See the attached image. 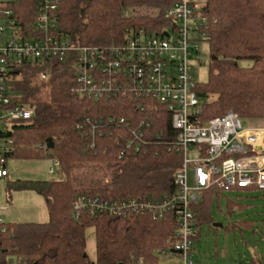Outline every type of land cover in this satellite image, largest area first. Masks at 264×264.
<instances>
[{
	"label": "trees",
	"instance_id": "obj_1",
	"mask_svg": "<svg viewBox=\"0 0 264 264\" xmlns=\"http://www.w3.org/2000/svg\"><path fill=\"white\" fill-rule=\"evenodd\" d=\"M177 1L60 0L54 34L97 47L122 44L141 29L158 35L168 26L167 9ZM13 7L22 35L35 36L37 1L15 0ZM201 13L210 19L209 80L198 84L201 120L233 110L241 118L258 122L255 126L263 125L259 121H264V0H206ZM6 68L5 95L11 102L4 110L20 105L34 112L29 119L0 120L5 164L13 156L55 158L59 164L55 179L9 184L43 195L49 219L4 221L0 225V264H7L11 254L24 264H170L161 262L159 253L171 248L177 238L173 214L154 220L145 212L127 216L90 212L78 216L73 212V204L83 194L110 200L155 199L178 190L175 176L183 154L169 149L176 130L164 104L121 93L98 100L79 97L73 91L72 59L20 57L9 59ZM47 68L49 79L41 81L40 72ZM142 121L148 125H141ZM48 138L53 139L52 148ZM90 165L106 166L108 180L78 186L75 169ZM224 193L209 188L194 203L199 216L195 242L203 224L211 219L212 199ZM228 204L236 203L228 199ZM88 227L95 230V260L87 254ZM246 264H264V260Z\"/></svg>",
	"mask_w": 264,
	"mask_h": 264
},
{
	"label": "built area",
	"instance_id": "obj_2",
	"mask_svg": "<svg viewBox=\"0 0 264 264\" xmlns=\"http://www.w3.org/2000/svg\"><path fill=\"white\" fill-rule=\"evenodd\" d=\"M14 1L0 0V120L29 119L34 112L20 105L4 110L11 102L5 95L6 64L9 59L20 57L72 59L76 73L73 91L82 98L98 100L111 93H121L163 103L176 130L169 149L175 148L183 154V164L175 176L178 190L155 199L110 200L83 194L73 204V212L78 216L83 212L113 216L145 212L154 220L171 213L177 225V238L171 248L160 253L175 257L174 264H197L194 238L199 230V216L193 205L200 200L202 192L209 188L223 192L264 191V126L244 128L242 118L233 110L201 120L202 99L191 59L199 52V39L208 40L210 19L201 13L206 0H179L167 9L168 26L160 34L150 35L141 29L132 32L122 44L109 47L79 45L55 35L60 0H36L33 28L36 35L24 37ZM49 76V68L40 72L41 81L47 82ZM120 122L125 123V119L121 118ZM144 123L147 122L142 121L141 125ZM58 164L52 158L49 172L54 173ZM8 176L0 144V179ZM4 221L0 215V225ZM19 259V264H24Z\"/></svg>",
	"mask_w": 264,
	"mask_h": 264
},
{
	"label": "rangeland",
	"instance_id": "obj_3",
	"mask_svg": "<svg viewBox=\"0 0 264 264\" xmlns=\"http://www.w3.org/2000/svg\"><path fill=\"white\" fill-rule=\"evenodd\" d=\"M9 34L6 31L5 36ZM199 52L191 59L193 76L200 85L209 80V52L207 40L198 41ZM242 62L241 65H246ZM2 121V120H1ZM264 126V121H259ZM244 128L258 125V122L242 118ZM192 156V154L190 155ZM9 176L0 179V215L10 222H46L49 214L43 195L32 189L10 188L18 180H50L58 173H50L51 160L48 157H10L7 160ZM76 184L86 187L93 182L108 180V168L104 165H90L74 171ZM193 168L189 169V185H193ZM228 199L233 205L228 204ZM221 223L222 226H216ZM87 254L96 259L95 230L86 229ZM163 263H176L175 257L159 253ZM264 260V191L225 192L214 197L211 204V219L203 224L201 234L194 244V259L197 264H246L252 259ZM16 255H9L7 264H19Z\"/></svg>",
	"mask_w": 264,
	"mask_h": 264
},
{
	"label": "water",
	"instance_id": "obj_4",
	"mask_svg": "<svg viewBox=\"0 0 264 264\" xmlns=\"http://www.w3.org/2000/svg\"><path fill=\"white\" fill-rule=\"evenodd\" d=\"M167 35V33H165ZM47 145L49 148H52L54 146V142H53V139L52 138H48L47 139ZM216 226H222L221 223H216L215 224Z\"/></svg>",
	"mask_w": 264,
	"mask_h": 264
},
{
	"label": "crops",
	"instance_id": "obj_5",
	"mask_svg": "<svg viewBox=\"0 0 264 264\" xmlns=\"http://www.w3.org/2000/svg\"><path fill=\"white\" fill-rule=\"evenodd\" d=\"M239 191H249V190H239Z\"/></svg>",
	"mask_w": 264,
	"mask_h": 264
}]
</instances>
